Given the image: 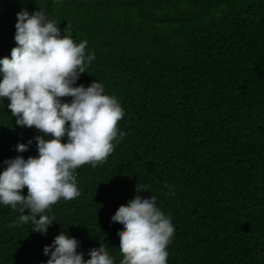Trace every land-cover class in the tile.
<instances>
[{
	"label": "trees",
	"instance_id": "1",
	"mask_svg": "<svg viewBox=\"0 0 264 264\" xmlns=\"http://www.w3.org/2000/svg\"><path fill=\"white\" fill-rule=\"evenodd\" d=\"M25 9L88 41L95 59L76 86L97 81L118 99L124 135L106 161L76 169L81 194L51 206L46 235L0 205V264H47L43 249L61 231L85 260L105 244L119 264L123 228L111 217L136 195L171 217L167 264H264V0H0V58L17 46ZM8 103L0 172L7 159L36 157L44 135L16 125Z\"/></svg>",
	"mask_w": 264,
	"mask_h": 264
},
{
	"label": "clouds",
	"instance_id": "2",
	"mask_svg": "<svg viewBox=\"0 0 264 264\" xmlns=\"http://www.w3.org/2000/svg\"><path fill=\"white\" fill-rule=\"evenodd\" d=\"M60 24L44 10L17 13L10 58H0V103L7 107L20 127H35L44 135L36 136L38 155H22L4 161L0 172V205L19 208L18 224L31 223L33 232L47 234L57 221L50 215L51 206L60 200L80 196L76 169L85 164L96 167L114 151L118 122L124 110L115 96L105 94L100 82L77 85L81 74L95 59L87 52V40L74 42L61 33ZM71 97L65 102L62 98ZM51 138H47V137ZM65 136L67 142H63ZM28 144L16 146L18 153L29 150ZM27 187V195L22 190ZM167 187V185H166ZM137 192L145 191L137 185ZM27 211L28 214H25ZM122 226L117 233L119 264H167V247L175 228L171 217L157 206L156 197L136 195L121 205L111 217ZM80 241L64 231L45 246L47 264H116L107 245L78 252Z\"/></svg>",
	"mask_w": 264,
	"mask_h": 264
}]
</instances>
